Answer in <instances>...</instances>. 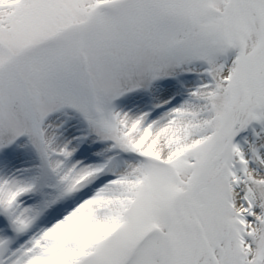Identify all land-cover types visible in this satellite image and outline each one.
I'll return each instance as SVG.
<instances>
[{
  "label": "snow or ice",
  "instance_id": "6c2138e0",
  "mask_svg": "<svg viewBox=\"0 0 264 264\" xmlns=\"http://www.w3.org/2000/svg\"><path fill=\"white\" fill-rule=\"evenodd\" d=\"M0 264H264V0H0Z\"/></svg>",
  "mask_w": 264,
  "mask_h": 264
}]
</instances>
